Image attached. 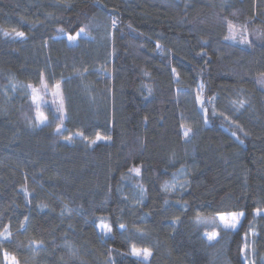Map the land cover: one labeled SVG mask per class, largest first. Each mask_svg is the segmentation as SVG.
I'll use <instances>...</instances> for the list:
<instances>
[{
  "label": "trees",
  "instance_id": "trees-1",
  "mask_svg": "<svg viewBox=\"0 0 264 264\" xmlns=\"http://www.w3.org/2000/svg\"><path fill=\"white\" fill-rule=\"evenodd\" d=\"M262 74L264 0H0V264H264Z\"/></svg>",
  "mask_w": 264,
  "mask_h": 264
},
{
  "label": "snow or ice",
  "instance_id": "snow-or-ice-1",
  "mask_svg": "<svg viewBox=\"0 0 264 264\" xmlns=\"http://www.w3.org/2000/svg\"><path fill=\"white\" fill-rule=\"evenodd\" d=\"M228 28H229V32L232 33V37L231 38H235L234 34L235 32L238 31L237 27L235 25H233L232 23H229L228 24ZM85 31L84 28H81L80 29V33H83ZM3 32H4V35H9V30L8 29H3ZM11 32L15 33L16 36H19V37H23L24 36V33L23 32H19V31H16L15 29H11ZM80 33H77V35H79ZM230 37H225V39H228ZM68 41L70 43L72 42H75L76 39H77V36H73V35H69L67 37ZM242 43H245L246 42V39L242 40L241 41ZM175 71V70H174ZM264 75V74H262ZM41 84H44V81H43V78L41 79ZM28 87L30 89H32V92H33V103L35 104L36 101H37V96L35 95L36 92H37V89H35L31 84L28 85ZM46 87V85H45ZM56 89L58 90L59 89V84H57L56 86ZM55 94V93H54ZM197 103H203V101L201 100V98L198 96L197 97ZM234 104L237 103L236 101L233 102ZM240 104V106H243L244 104V101L241 100L238 102ZM58 111L61 113V115L59 116V120H60V123L56 125V133L58 135H62L63 133V129H62V123H63V120H64V116H63V103L61 101L60 103V107L58 109ZM206 111V110H205ZM55 118V117H54ZM225 119H227V117H225ZM36 120H37V126L41 125V124H44L45 121L47 120V117L41 113L39 111V106L37 105V116H36ZM183 127V125H182ZM191 133V129H186L184 131V136L187 138L189 137ZM77 137L79 138H82L86 141H88V143L91 145V144H96L97 141H100V140H105V139H110V137H105V136H101L99 133H96L95 135V138L92 139L88 136H86L83 132H76L75 134H69L67 136H64V139L69 141L70 143L73 142ZM136 172L137 175H139V169H135L134 170ZM243 213L242 212H227V213H220L218 214V219L220 221V223L223 225V227L225 229H234L239 221V218L240 216H242ZM27 219V218H25ZM196 221L197 223H200V222H208L206 220V218L204 217H201L199 214L197 215V218H196ZM214 222V220L212 221ZM98 228L102 229L103 231H105L106 233H110L112 231V228L110 226H108L107 224H100V225H97ZM121 229L124 228V225H120ZM5 231H7V229H5ZM139 231V230H138ZM207 235V239L209 241H212L216 238V233L213 232L211 234H206ZM0 236H3L4 239H8V236H4L3 233H0ZM33 243H37V242H33ZM243 251V250H242ZM130 255L132 256H135L137 258H140L142 257L144 260H147L150 256H151V250L148 249V248H138L137 246L135 245H132L131 247V251L129 253ZM4 257H5V264H18V261L16 260V257L15 256H9L7 252L4 253Z\"/></svg>",
  "mask_w": 264,
  "mask_h": 264
},
{
  "label": "rangeland",
  "instance_id": "rangeland-1",
  "mask_svg": "<svg viewBox=\"0 0 264 264\" xmlns=\"http://www.w3.org/2000/svg\"><path fill=\"white\" fill-rule=\"evenodd\" d=\"M238 32L239 31L235 32V34H234V36L236 38H237ZM231 35H233V34H231ZM34 88L37 89V92L35 94L37 96V101L35 104L33 103L35 110H36V113H37V105H38L39 111L41 113H43L45 116H46L48 111H51L59 119V116L61 115V113L58 111V109L60 107V103H61L59 91L56 88H54L53 90H47L44 86L43 87H34ZM33 95L34 94H33L32 89H31V98L33 97ZM32 101H33V99H32ZM63 116H64V112H63ZM62 129H63V125H62ZM101 141H103V140H101ZM174 185L179 186V183L174 181ZM171 186H173V185H171ZM217 217H218V215L213 217L212 220H214V222H216L218 226L224 228ZM241 217L242 216H240L239 221H240ZM239 221H238L235 228L238 227ZM100 224H106V223L101 221V222H99L98 225H100ZM97 230L102 235L107 234L105 231H103L102 229H100L98 227H97ZM3 264H5V257L3 258Z\"/></svg>",
  "mask_w": 264,
  "mask_h": 264
}]
</instances>
